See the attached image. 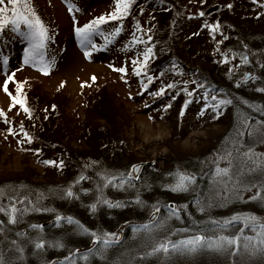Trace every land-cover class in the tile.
Listing matches in <instances>:
<instances>
[{"label": "rangeland", "instance_id": "374dc122", "mask_svg": "<svg viewBox=\"0 0 264 264\" xmlns=\"http://www.w3.org/2000/svg\"><path fill=\"white\" fill-rule=\"evenodd\" d=\"M171 1H174V4L179 7L176 14L172 12L173 10H169L171 6L169 1L134 0L129 8L131 11L128 10V15L119 20H108L101 25L104 33L110 32L117 26L121 28V31L105 47H97L92 51L89 58L84 55V49L76 38L75 26L83 25L96 16L111 12L115 6L114 0H70L71 4L75 5L71 12L68 10L69 4L66 3V0H31L35 10L48 27L50 39L47 41L46 55L49 58L55 57V60L47 73H42L31 65H24L21 68L23 41L19 38H13V34L7 28L0 36V50L9 56V71L15 69V79L9 83V89L15 94L16 81H22V92L25 96L26 105L31 107V115L26 113L19 104L9 108L8 105L12 103L11 98L0 87V109L6 113V119L4 116H0V179L25 173L31 177L32 181H45L46 170L35 162V156L24 154L23 150H27V148H20L22 141L26 139L20 130V125L34 126L38 135H41L42 127L44 129L45 124L51 121L47 126L48 131L55 130L57 134L59 133L56 139L61 138L70 149H77L73 151L75 152L73 156L79 154L78 156L83 157L86 154L88 143L84 136H90L93 133L96 136L92 140L95 141L90 144L94 147L89 149L93 150L94 154L97 151H102L103 146H110L112 142H117L119 145L120 138H122L123 141L120 144L122 151H132L136 156L134 161L154 160L155 165L158 166L157 169L166 164L168 167L167 159L173 152L178 156L182 152L201 153L202 165L199 171H190L181 164L177 168L195 175L196 179L193 182L199 183L195 186L196 189L202 184L198 190L206 195L204 198H199L197 205L203 206L204 211H207L209 228H213L209 217L220 219L230 217L233 213H254L264 218V200L248 199L260 188L261 184H264V172L242 170V168L252 167V161L246 159L241 153L246 152L248 148H252L254 152L264 153V124L260 122L251 123L248 120L251 114L247 111H252V108L242 109L243 111L239 112L240 115L243 113L245 118L240 116L238 127L235 129L237 133H242V135H232V137L238 136L236 144L234 143L235 140L231 138V143L229 142L230 145L227 148H215L214 150L213 147L207 146L211 144L209 137H214L212 134L217 135L222 130V124L213 122L217 119L216 113L219 112L220 114L228 105L225 104L219 108L211 106L214 103V100L211 99L212 96L229 99L223 93V85L219 79L230 81L236 90L243 86V83L254 84V79L264 78V0ZM159 6L163 8L166 6V8L157 12ZM208 7L210 11L215 9L217 13L214 11L207 12ZM73 16L76 18L75 21ZM231 20L241 22L246 28L238 37L233 33L235 27L231 24L233 23ZM137 22H139V27ZM217 22H219L218 29L209 27V25ZM145 27L159 30L161 37V43H157V46L153 45L154 42L156 43L155 40L148 41L154 53L149 58L150 61L156 55L171 54L173 47L169 48V46L172 42L175 46L179 45L178 47L181 44L186 46L192 53L200 55L201 59L205 57L204 60L208 64L204 62V66L212 70L208 73L205 72L206 75H200L195 67L186 70L181 66L179 68L175 64L176 62L171 60H175V58L170 57L163 66L165 67L164 70L163 67L151 66L145 75L141 72L140 76H137L132 71V61L135 58L143 59L142 53L147 45L140 42L134 43L132 37L137 36L139 40H144L142 28ZM168 32L169 34L172 33V40L166 36ZM228 33L233 34L228 35ZM147 36L148 33L146 32V38ZM149 36L152 37L151 31ZM163 36H165L164 39H162ZM252 38L257 39L258 46L252 45L254 44ZM93 39L97 45L104 43L101 34L94 35ZM238 39H240V44H237ZM175 53L176 51H174ZM242 54L247 56V62H242ZM225 56L228 57L227 60H224ZM168 65H170L169 69L174 72V75L160 74L159 71H165ZM121 66L127 68L125 73L118 71ZM177 68L180 71H176ZM246 72H250V76L247 78L244 77ZM149 74L155 79L149 83L146 90H141V77L147 80ZM5 75L2 62H0V84H2ZM93 75L96 77L95 80L92 79ZM72 80L75 82L74 89L70 85ZM61 81L64 83L61 84ZM256 83L260 89L264 87V83L258 81ZM162 84H171L174 87L165 88L164 93L159 96L154 95L153 93ZM198 85L202 87H198ZM192 89L195 91L192 92ZM189 92H191V96H189ZM205 92L209 95L208 99H205ZM182 96L183 102L188 100V103L185 105L181 102L179 111L177 104L180 102L176 99ZM235 97L240 101V104L249 105L248 99L238 95ZM205 103H208L209 107L204 108L201 114L200 110ZM166 104L169 107L165 108L164 105ZM244 110L248 116L244 115ZM261 114L264 115V111ZM102 116L112 120L110 129L114 128V131H118V136L117 134L112 136L111 130L101 132L97 136V127L100 123L106 122L101 119ZM244 121H247V125ZM9 127L13 128L15 134L7 131ZM44 135L46 137L41 142L45 145L44 148L48 145L50 148V150L45 149L46 157L58 161L57 157H53L56 156L54 149L50 147V143H54L55 140L50 141L48 135L43 133L42 136ZM46 138L48 139L46 140ZM84 142H86V146H84ZM41 153H43L42 150ZM229 153L227 160L217 159V157ZM172 154L171 156H173ZM94 156L100 157L97 153ZM261 158L264 159V157ZM181 162L186 164V157L182 156ZM217 164L221 167L231 164V180H228L226 176L223 177L228 184L227 188L220 183V178L214 175ZM237 173L240 175L237 176ZM233 181H238V183L233 184ZM245 184L252 186L245 188L242 186ZM165 188L163 184L158 186V184L149 185L146 183V189L150 192L153 191V196L155 194L158 196L151 202V210L148 214L140 219L141 223L152 220L154 224H159L161 220L169 216L168 205L179 206L176 202L178 196H173L169 200L160 198L159 193ZM167 189L171 190V193L175 192L176 195L179 192L181 194L185 192L168 187ZM196 189L193 188V192ZM261 195L264 196V190L261 191ZM15 198L16 200L12 202L17 203L18 201L17 204H19V199ZM6 201L9 202L8 199ZM188 204L193 207L192 202ZM188 204L181 205L180 215L184 213L185 220L186 216L192 220L188 214V212L191 214ZM153 206L158 209L155 215L153 214ZM194 208L192 214L195 212ZM196 208L198 209V206ZM76 218L74 217L75 220H79ZM173 218L168 219L162 228L154 230L150 243L154 244L162 237L170 239L179 233L172 231L173 229H181V226L173 224ZM79 221L83 224L81 220ZM240 226L237 222H233L232 227L224 231L226 234H234V231L239 230ZM124 227L126 224L111 231L106 230V232L117 233L120 236ZM245 234H253L251 228ZM0 237V241H4L0 242V245L3 246V248L0 247V254L5 257L9 264H29L28 261L26 263L25 260H21L23 255L7 260L14 254L6 248L4 234ZM144 252L146 253V250ZM206 252L207 250L191 256L190 259H194L192 264H199L197 260L200 256L206 255ZM212 253L215 258L210 260L213 261L210 262L209 260L203 263L233 264L234 261V264H264V257L260 256L248 258L243 255H236L231 257ZM67 254L65 250L63 256H67ZM144 256L139 255V261ZM176 256L178 257V255ZM46 261L44 260V264ZM136 262L137 259L134 257V260L128 264H136Z\"/></svg>", "mask_w": 264, "mask_h": 264}, {"label": "trees", "instance_id": "16d2710c", "mask_svg": "<svg viewBox=\"0 0 264 264\" xmlns=\"http://www.w3.org/2000/svg\"><path fill=\"white\" fill-rule=\"evenodd\" d=\"M166 1H169L172 4V9H170L173 10V13H176L179 7L174 4L175 2L171 0ZM231 22L230 23L235 27L233 33L236 34L237 37L240 36L241 32L246 28H244V26L239 21L231 20ZM249 31H251V29H249ZM233 33H228V35ZM166 36L172 40L171 34H169V32ZM164 38L165 36H163L162 39ZM252 42L254 43L252 45L258 46L257 39L252 38ZM157 43L158 42H156V44ZM156 44H154V46H157ZM237 44H240V39L237 40ZM170 46L176 50V57L183 65L184 69L185 62L187 63V61H190L189 63L195 67L196 71L200 75H206L205 72L208 73L212 70L204 66L203 63L207 62L204 60L206 59L205 57H203L204 59H201L199 57L200 55L192 53L186 46L178 47L179 45L175 46V44L172 42ZM167 58L168 56L156 55L155 58L150 62L154 67H163V63H165ZM219 81L223 85V93L229 97L231 103L224 107L222 113L217 116L216 120H214V122L216 121L219 122V124H222V130L218 132L217 135L210 132V134H212L214 137H209L208 135L211 144L207 146L213 147L214 150L215 148H227L231 143V138L235 140V144L237 143L236 138L238 136L232 137V135L237 134L235 129L238 127L237 125L239 124L240 116L243 117V113L241 115L239 114V112L243 111L242 109L248 110L252 108V111H247L251 114V116L248 118L251 123L260 122L264 124V115L261 114L264 111V87L260 89L258 87V83H256L258 81L259 83L263 84V77L254 79V84L243 83L244 85L238 87L236 90L230 81L227 82L224 79H219ZM237 95L244 99H248V108H246L247 106L239 103L240 101L237 100V97H235ZM244 115L248 116V114L245 113V110ZM102 117L103 118L101 119H104L106 122L102 124L100 123V125L97 127V136H99L101 132H106L109 130H111L112 136L113 134H117L118 136V131H114V128L110 129L112 126L111 124L113 123L112 120L110 119V121L109 118L105 116ZM244 118L245 117H243V119ZM50 122L51 121L47 123L45 122L46 124L44 129L41 126V135H38L37 130L34 134L36 136L37 142L40 144H43L41 140L46 137L45 135L42 136L43 133L48 135L50 141L52 139L56 141H54V143H50L52 146L50 147L57 152L58 150L60 151L63 166L61 167L59 164L55 166L44 163V169L46 170V175H44L45 181H32V179H30L31 177L25 173L15 174V177L9 176L10 178L0 179V189H3L5 193L1 200V202L4 204H6L5 198L8 199L9 196H12L19 199L20 202L17 204V207L21 210L25 207L32 209H50V211L31 210L23 213L22 217L19 218L14 224L7 221L4 213H0V220L5 221L3 225H0V227L4 228V231L0 232V236L4 234L6 248L10 253L13 252L14 254L13 257H8L7 260L23 255L21 260H25L26 263L28 261L29 264H44V260L52 261V259H56L53 264H62V258L64 257L63 254L65 250L68 253L67 250H72V248L78 247L79 245H84L91 239V234L77 230V226L74 222L70 223L66 219H62L60 223H57L55 217L56 215L60 214L62 217H77L76 219L81 220L84 226L92 229L93 231L95 230L97 233L104 232L106 230L111 231L119 228L121 225L126 224V227L124 228V236L119 242L111 244L105 250L103 255H90L88 261L80 259V256L83 254H77V264H128L130 261L134 260V257L137 259L136 264H142V259L139 261L138 253L145 249L148 251V249L152 247L153 244L150 242L153 236L151 235L150 237L143 231L134 232L133 228L134 226L141 224L140 219L148 214V212L151 210V202H153L155 197L158 196L157 194L153 196V191L150 192L148 190L149 188L146 189V183L149 185L158 184V186L163 184V187H165L166 184L172 183L174 177L170 174L175 173V171L178 169L177 166L180 164L190 171H199L202 165V155H200L201 153L197 154L182 152V155L180 154L178 156L173 152V154L171 153L173 156H171V154L168 156V167H166L167 164L164 167L158 169L156 168L158 167L156 165L148 166L137 181L129 179L130 184L126 183L124 187H113L111 183H109L107 186H103L102 190L106 199L120 201L122 203L120 206L112 207H110L108 204L97 203V207L92 209L91 205L97 202V197L99 195L96 185L97 183L101 182V178L98 176V173L101 171H107L113 175L116 173H124L126 175L130 164L136 159V156H134L132 151H122L120 145L123 141L122 138H120L119 145L117 142H112L110 146H103L102 151H97L94 154L93 150L89 149L93 146L90 143L93 144L95 141L92 140L96 136L94 133L90 136H84L85 139L87 138L88 143V149L85 151L86 154H83V157L78 156L79 154L73 156L75 153L73 151H76L77 149L73 148L74 150H72L63 143L61 138L56 139L58 138L59 133L57 134V132H55L53 129L50 131L47 129V126L50 124ZM28 126L29 125H24V127ZM47 139L48 138H46V140ZM98 140L100 141L101 139ZM117 140H119V138H117ZM84 146H86V142H84ZM99 152L102 153L100 154ZM96 153L99 154L100 157L94 156ZM182 156L186 157V164L181 162ZM85 165H88V167H85ZM81 174L87 178L79 180L76 185L71 184L73 192L76 195L72 197L66 196L64 193L67 187ZM197 184L199 183L193 182L190 188L188 190H184L185 192H182V194L180 192L177 195L175 192L171 193L172 191L167 189V187L163 189V191L161 190L159 193L161 195L160 198L167 200L173 198V196H178L176 197V202L179 204V206L183 205L184 203H193L192 206L195 207L194 214H192L193 207H191V204H188V208L191 212V214L189 212L188 214L191 216L192 220H189L187 216L185 220L183 216L184 213L179 216L180 218L174 217L172 219L173 224H175V226H181V229H190L193 227L199 228L204 227L205 225H207L209 228L207 221V211L200 212L196 208V206H198L197 203L199 202V198H204L206 195H203L198 190L202 184H200V186L196 189L195 186ZM85 188L89 189V191H82V189ZM193 188L196 189L194 192L192 190ZM136 196L140 197L139 202L135 199ZM21 197L24 199L21 200ZM197 221L200 223L197 224ZM43 222H49V224L42 226ZM33 224H38L42 227H29ZM21 232H25L27 235L20 236L19 233ZM180 233L191 234V232H179L174 236H178ZM70 236H72L71 239ZM37 237L52 241L60 240L65 245V247L57 248L45 246L44 248L37 250L34 248V244L31 243V241ZM148 238L149 240H147ZM12 241H17V244L24 248L23 254L17 251V246L11 244ZM78 241H81L82 243ZM0 242L2 243L4 241ZM0 247L3 248L2 245H0ZM98 247L99 245L97 248ZM160 255L161 253L153 256L147 255L146 264H192L194 259L192 260L190 257L195 254L180 255L178 257H175L174 255L168 257ZM211 258H215L214 254L211 251H207L206 255L200 256L197 261L199 264H205L203 262L209 261ZM211 261L213 260H210V262Z\"/></svg>", "mask_w": 264, "mask_h": 264}, {"label": "snow or ice", "instance_id": "6c2138e0", "mask_svg": "<svg viewBox=\"0 0 264 264\" xmlns=\"http://www.w3.org/2000/svg\"><path fill=\"white\" fill-rule=\"evenodd\" d=\"M134 0H114V8L111 12L106 14H101L99 16L94 17L93 19L87 21L83 25L75 26L76 38L80 44V46L84 49V55L90 58V53L94 51L97 47H105L109 41L114 38L120 31L121 28L119 26L112 29L110 32L104 33L101 25L105 24L108 20H119L120 18L128 15V10L132 6ZM66 3L69 4V12L75 8L74 4H71L70 0H66ZM231 7V5H229ZM143 11V9H141ZM203 15V13H200ZM75 16H73V20L75 21ZM122 22V21H121ZM137 26L139 27V22H137ZM210 28L218 29L219 22L213 25H209ZM8 29L12 34L13 38H19L23 41V63L20 64L22 68L24 65H31L34 68L39 69L42 73H47L52 64L54 63L55 57H47L46 55V47L47 41L50 39L48 27L40 17L38 12L35 10V6L31 3V0H0V36L3 35L4 30ZM101 34L103 35L104 43L97 45L95 40L93 39L94 35ZM152 37L148 36L146 40H139L137 36L132 37V41L145 43L147 46L142 53L143 59L135 58L133 59V68L132 71L140 76L141 72H148L147 63L149 58L154 55L153 48L148 41H151ZM228 57L225 56L224 60H227ZM242 62H247V56L241 55ZM0 62H2L4 71L6 73L5 78L0 84L3 91L8 94L11 98L12 103L8 105L9 108H12L15 104H19L23 110L31 115V110L27 107L25 102V96L22 92V81H16V89L15 94L12 93L9 89V83L15 79L14 72L15 69L9 71V56L5 55L2 50H0ZM111 66V65H110ZM176 71H180V69H175ZM118 71L121 73H125L127 71L126 67L121 66ZM124 78V77H122ZM92 79L95 80V75L92 76ZM155 79L154 76L148 75L147 80L145 81L144 77H141V90L148 88L149 83ZM64 81H61L63 84ZM86 83V82H82ZM185 83H187L185 81ZM174 87V85H161L154 95H161L164 93L165 88ZM198 87H202L198 85ZM185 91H188L185 89ZM192 92L195 89L191 90ZM131 95V94H130ZM189 96H191V92H189ZM209 95L205 92V99H208ZM174 99V97H173ZM211 99L214 100V103L211 105L212 107L219 108L222 105L230 104L231 100L224 98L221 99L216 96H212ZM185 105L188 103V100H185ZM55 107V105H53ZM165 108L169 107L168 104L164 105ZM209 104L205 103L203 108H201V114L204 111V108H208ZM183 112V109H181ZM219 115V112L216 113ZM0 116H4L6 119V113L3 109H0ZM245 125H247V121H244ZM20 130L23 132V135L27 137L29 141L33 139V137L23 128V125H20ZM8 132L13 133V128L9 127L7 129ZM250 134V133H249ZM238 136H241L242 133H237ZM36 152H40V149H35ZM229 154L224 156H219L217 159H225L229 158ZM246 159L252 161V167L243 169V171L247 172H255L261 171L264 172V153L254 152L252 148H248L246 152L241 153ZM46 164H56L57 162L54 160H45ZM95 163V162H93ZM59 165L63 166V161L59 162ZM88 167V165H85ZM139 165L133 164L132 168L137 169ZM231 164L225 167H221L219 164L216 165V173L214 175L220 178V183L224 184L225 188L228 187L227 182L223 179V177H228V180H231ZM133 173L130 171L126 175L124 173H116L115 175L107 172L101 171L98 173V176L101 178V182L97 183L96 188L99 191V195L97 197V202L91 205L92 209L97 207V203L108 204L110 207L112 206H120L122 202L120 201H112L110 199H106L103 194V186H107L109 183L112 184L113 187H124L126 183L130 184L129 177H131ZM174 177L173 182L170 184H166L165 187L171 188L173 190H187L190 184L196 179L195 175L186 171H182L177 169L175 173L170 174ZM240 173H237L239 176ZM83 174L77 177L76 180L72 181V184L77 183L79 180L85 179ZM238 181H233V184H237ZM243 187H251L252 185L245 184ZM264 190V184L260 185V188L248 199L255 200L260 199L264 200V196L261 195V191ZM82 191L87 192L89 189L85 188ZM4 190L0 189V196H3ZM66 196L72 197L76 194L73 192L71 184L67 187L65 193ZM21 200L24 198L21 197ZM135 199L139 202L140 197L136 196ZM16 200L15 197L9 196L8 203L4 204L0 202V213H4L7 221L11 223H16L19 218L22 217L23 213H26L31 210L36 211H50L47 208H23L22 210L17 207V203H13L12 201ZM169 208V216L165 217L160 221L159 224H154L152 220L145 221L144 223L138 224L134 226L133 231L139 232L143 231L145 234L151 237L154 230L157 228H162L168 219L171 217H179L181 213V206H177L175 204L168 205ZM205 209L203 206L198 205V211L203 212ZM158 212V209L153 206V214L155 215ZM62 219H66L68 222H74L77 226V230L90 233L91 239L93 241L99 242V247H93L86 251H84L83 255L80 256V259L84 261H88L89 256L95 254L97 256L103 255L105 250L115 241L119 239L117 233L113 232H95L90 228L84 226L79 220H75L72 216L62 217L60 214L56 215L55 220L57 223H60ZM213 228H208L207 225L204 227H193L190 229H173V232H191L190 235H180L178 239H169L166 237L160 238L157 242L153 244L152 247L148 249V251L140 252L138 255L144 256H153L163 253L165 257L171 255H191L196 254L202 251H211L217 254L229 255L231 257H235L236 255H243L248 258L260 256L264 257V218L257 216L254 213H233L230 217H224L220 219H214L209 217ZM237 222L241 226L239 230H235L234 234H226L224 231L232 227V223ZM5 223L4 220H0V225ZM197 224L200 222L197 221ZM31 228H41V225L33 224L30 225ZM251 228L253 234H245L247 230ZM4 228L0 227V232H3ZM212 232L213 234H208ZM20 236H26L27 233L21 232ZM171 235V234H169ZM34 244V248L40 250L45 246H52L57 248H63L65 245L60 240H45L41 237H37L31 241ZM12 245L17 246V251L21 254L24 252V248L17 244V241H12ZM79 249L74 251H69L67 256L62 258V264H77L76 255L79 253ZM0 264H9L6 261L5 257L0 254ZM46 264H53L52 261H47ZM234 264V261H233Z\"/></svg>", "mask_w": 264, "mask_h": 264}, {"label": "water", "instance_id": "95a60500", "mask_svg": "<svg viewBox=\"0 0 264 264\" xmlns=\"http://www.w3.org/2000/svg\"><path fill=\"white\" fill-rule=\"evenodd\" d=\"M248 76H249V74L246 75V78H247ZM137 165H139V167H138L137 169H133V168H132V173H133L132 176H136V175L139 174V172H140V170H141V167L144 165V163H139V164H137ZM94 244H95V241H93V243H92L89 247H82V248H80L79 250H80V251L87 250V249L91 248Z\"/></svg>", "mask_w": 264, "mask_h": 264}, {"label": "bare ground", "instance_id": "6f19581e", "mask_svg": "<svg viewBox=\"0 0 264 264\" xmlns=\"http://www.w3.org/2000/svg\"><path fill=\"white\" fill-rule=\"evenodd\" d=\"M152 29H150V27L148 28V31L150 32ZM70 85H71V87L74 89L75 88V82H73V80L70 82ZM70 184H72V182L70 183ZM75 185H76V183H75ZM1 240V239H0ZM147 240H149V238L147 239Z\"/></svg>", "mask_w": 264, "mask_h": 264}]
</instances>
